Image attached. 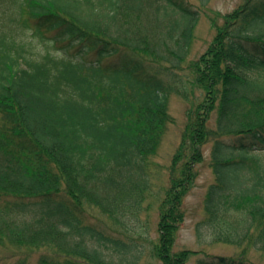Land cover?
<instances>
[{
  "label": "trees",
  "instance_id": "trees-1",
  "mask_svg": "<svg viewBox=\"0 0 264 264\" xmlns=\"http://www.w3.org/2000/svg\"><path fill=\"white\" fill-rule=\"evenodd\" d=\"M191 3L0 0V264H187L201 253L176 251L175 235L206 145L214 181L196 231L236 252L196 264H264V0L209 17L212 43L187 65L203 97L167 170L156 237L133 223L174 123L170 68L198 19Z\"/></svg>",
  "mask_w": 264,
  "mask_h": 264
},
{
  "label": "rangeland",
  "instance_id": "rangeland-1",
  "mask_svg": "<svg viewBox=\"0 0 264 264\" xmlns=\"http://www.w3.org/2000/svg\"><path fill=\"white\" fill-rule=\"evenodd\" d=\"M193 4V9H199L198 19L192 26V36L188 46L184 47L186 54L184 55V61L176 59L174 62L175 69L170 68L172 77L174 80L175 89L177 94H172L169 98V112L174 118L166 133L164 134L162 141L157 150L156 156L152 159L151 168V189L146 193L144 202L141 205L140 216L133 220L136 223L137 232L145 238H155L157 232V226L159 221L158 202L163 194L164 188L168 185L167 170L171 165L172 158L176 153L179 145L181 144V135L184 125L187 121V113L189 109L193 108L203 97L202 91L193 83V75L187 68V65L199 59L208 48L210 47L215 30L210 24L209 17H214L215 14L221 18L243 4V0H211L206 8L202 9L195 4L194 0H190ZM149 18L148 15H146ZM145 25L148 23V27L153 28V20L149 18V21L141 22ZM150 25V26H149ZM150 31L151 34L156 35L155 28ZM180 39V36L177 38ZM36 44V50L39 52L49 51L53 55L64 54L65 49L60 48L61 45L56 44ZM183 44V43H181ZM60 46V47H59ZM170 48V47H169ZM175 52L173 55L182 54L179 51V47L176 43L172 45ZM179 51V53H178ZM69 56L76 61L88 62L91 57L83 54L82 50L69 49ZM178 62V63H177ZM214 118V116H213ZM213 120V119H212ZM210 145H206L203 148V160L196 165V179L186 193L181 202V209L184 213V219L180 223L175 235L174 249L176 251L182 249H189L200 252L205 251L207 253L218 254L223 256H231L236 251L235 248L229 245L216 244L211 245V236L208 232L203 231L200 235L196 231V225L203 218V201L209 185L214 181L213 172L210 167ZM262 160L264 161V153H262ZM87 240V239H85ZM91 241H89V245ZM1 253V250H0ZM201 254L192 256L187 264H196V260L200 258ZM259 258V257H257ZM150 261L148 257L144 256L142 263ZM151 264H158L151 260Z\"/></svg>",
  "mask_w": 264,
  "mask_h": 264
}]
</instances>
